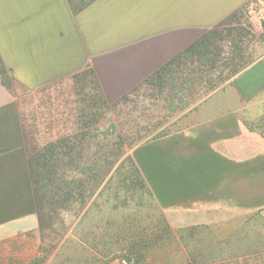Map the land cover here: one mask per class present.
Listing matches in <instances>:
<instances>
[{
  "label": "crops",
  "instance_id": "0c3cea01",
  "mask_svg": "<svg viewBox=\"0 0 264 264\" xmlns=\"http://www.w3.org/2000/svg\"><path fill=\"white\" fill-rule=\"evenodd\" d=\"M262 6L263 0H95L73 14L66 0H0V56L29 90L92 69L113 101L232 14L246 27ZM259 43L242 46L238 105L205 106L186 130L134 148L133 160L162 208H264V133L258 131L264 129V51L253 52ZM37 225L17 112L0 88V237Z\"/></svg>",
  "mask_w": 264,
  "mask_h": 264
},
{
  "label": "rangeland",
  "instance_id": "374dc122",
  "mask_svg": "<svg viewBox=\"0 0 264 264\" xmlns=\"http://www.w3.org/2000/svg\"><path fill=\"white\" fill-rule=\"evenodd\" d=\"M222 37L230 39L227 33L222 34ZM229 37L236 39L238 46L243 47L247 42L253 45L254 42L262 41L263 45L259 43L258 49L253 46V52L264 51V0L262 9L257 8V12L247 18L246 27L236 28ZM222 51L226 52L227 58L231 49L225 43ZM231 61L235 64L234 58H220L218 63L192 73L191 87L188 81L186 83L183 104L174 106L171 101L154 100L152 98L157 93L147 88L137 94V106L131 114V120L124 117L116 120L107 114L100 122L101 128H106L109 123L123 122L131 131L139 130L137 134L130 135L126 143L146 136L147 128L151 131L143 139L147 141L159 133L171 134L191 127L196 111L205 106L223 103L238 105L236 93L239 82L237 75L231 74L235 69ZM0 88L11 99L21 133L23 130L27 142L40 146L56 136L74 133L72 80L53 82L29 90L12 79L11 75L3 74L0 75ZM249 104H254V98ZM131 106H122L121 110L131 111ZM250 116L252 124L254 116ZM258 129L264 133L263 128ZM97 140L102 141V138ZM133 150L134 147L125 150L124 157H133ZM124 157L118 159L94 196L83 201L85 204L80 213L75 204H70L67 211L59 214V219L51 225L50 230L43 234L37 225L35 230L1 236L0 264H98L90 256L103 258V254L108 256L104 259L110 260V264H128L127 258L122 256L128 248L127 243L140 244L142 241L151 246V264H188V257L192 254L196 256L197 264H215L218 258L241 256L250 250L264 257V208L199 210L192 204H183V207L167 210L160 206L153 195L149 196L140 190H136L131 201L126 204L121 203V192L120 199H114L113 193L120 177L125 172H131L129 165L123 162ZM136 200H141L139 208L135 205ZM254 214L258 216L257 223L245 225ZM247 228L252 231L248 238H243ZM254 231L259 238L257 242L254 240Z\"/></svg>",
  "mask_w": 264,
  "mask_h": 264
},
{
  "label": "trees",
  "instance_id": "16d2710c",
  "mask_svg": "<svg viewBox=\"0 0 264 264\" xmlns=\"http://www.w3.org/2000/svg\"><path fill=\"white\" fill-rule=\"evenodd\" d=\"M66 1L71 12L78 14L95 0ZM239 19L238 13H234L214 28L206 31L192 45L115 101H109L104 95L92 69L74 74L71 77L74 98L72 103L75 106L72 109L75 120L74 133L56 136L39 146L34 142H27L22 130V145L28 167L34 212L41 234L50 230L51 225L56 219H59V214L67 211L68 205L75 204L78 207V213H80L85 204L83 201L94 196L118 159L124 157L125 150L135 148V145L144 142L143 139L151 133L145 128L148 133L146 136H140L136 140L126 143L128 137L137 134L139 130L131 131V128L123 122L109 123L106 128H101L100 122L105 119L107 114L112 115L116 120L120 117L131 120V114L137 106V94L147 88L157 93L155 98L149 97V99L167 100L175 104L174 106L181 105L186 97V83L188 81L190 88L191 74L199 68L216 64L220 58L235 59V64L231 61L235 65L231 74H236L239 69L245 66V54L242 46H238V41L231 39L232 36L229 37L230 32L236 28L244 29ZM224 33H227L230 39H224L222 37ZM225 43L231 49L227 58L226 52L222 51ZM3 74H9L14 79L11 70L4 65L0 56V75L3 76ZM130 104L132 105L131 111L121 110L122 106L127 107ZM165 135L167 134L159 133L150 139ZM86 138L87 142H85ZM100 138L102 141L97 140ZM123 162L129 165L131 172H125L120 177L113 198L120 199L121 192V203L126 204L131 201V196L136 190L152 196L153 194L143 180L133 157L127 155L123 158ZM135 205L139 208L141 200H136ZM257 220L258 216L254 214L246 221L245 225L256 224ZM251 231V228H247L243 238H248ZM254 235L256 236L254 240L257 242L259 238L255 231ZM127 247L122 256L127 258L128 264H151L149 259L151 246L149 247L148 243L143 241L140 244L138 242L127 243ZM250 251L241 256L229 255L218 258L215 264H264V257H261L263 255H259L254 250ZM103 255V258L95 255L90 257L94 258L98 264H110V260H105L108 256ZM188 259V264L196 263L195 255H189Z\"/></svg>",
  "mask_w": 264,
  "mask_h": 264
}]
</instances>
